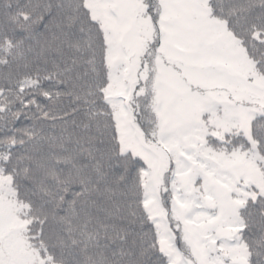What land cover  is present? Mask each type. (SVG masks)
Masks as SVG:
<instances>
[{
	"label": "snow or ice",
	"instance_id": "snow-or-ice-1",
	"mask_svg": "<svg viewBox=\"0 0 264 264\" xmlns=\"http://www.w3.org/2000/svg\"><path fill=\"white\" fill-rule=\"evenodd\" d=\"M0 264H264V0H0Z\"/></svg>",
	"mask_w": 264,
	"mask_h": 264
}]
</instances>
